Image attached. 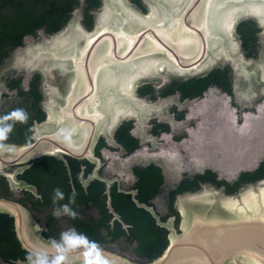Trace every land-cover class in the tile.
Returning a JSON list of instances; mask_svg holds the SVG:
<instances>
[{"label": "water", "instance_id": "95a60500", "mask_svg": "<svg viewBox=\"0 0 264 264\" xmlns=\"http://www.w3.org/2000/svg\"><path fill=\"white\" fill-rule=\"evenodd\" d=\"M79 2L64 26L28 36L0 67V73L9 68L39 72L47 112L33 143L1 146L0 158L92 152L100 134H112L133 107L146 103L137 95L142 81L198 76L228 64L235 100L241 107L256 105V111L244 113L241 124L229 122V130L244 131L249 144L241 157L237 154L223 165L238 175L260 166L264 0H144L146 12L130 0H102L92 27L84 22L86 0ZM247 19L260 28L258 57L246 55L238 32ZM206 164L218 170L222 163ZM177 208L180 230L171 221L163 223L169 229L168 245L148 264H264V177L234 193L206 184L178 196ZM0 210L16 215L21 224L35 225L25 209L20 216L18 203L0 198ZM20 237L26 246L35 243ZM45 243L44 253L49 256L53 249L51 259L64 264H139L98 248L62 249Z\"/></svg>", "mask_w": 264, "mask_h": 264}, {"label": "flooded vegetation", "instance_id": "af4514ba", "mask_svg": "<svg viewBox=\"0 0 264 264\" xmlns=\"http://www.w3.org/2000/svg\"><path fill=\"white\" fill-rule=\"evenodd\" d=\"M19 1L29 0H0V17L27 16L5 11L6 2L15 9ZM130 1L148 10L144 0ZM101 2L87 9L86 0L88 27ZM79 4L78 0L69 19ZM40 31L52 33L39 28L23 34L19 43L0 34V49L10 52L0 67L28 36L39 37ZM25 74L0 77V147L33 143L37 126L47 119L41 74L35 72L29 79ZM137 95L146 103L133 107L112 134H100L92 152L0 158V198L18 203L23 209L20 216L25 209L35 221L30 227L0 210V264H64L51 259L53 249L49 256L44 253L45 242L62 249L98 248L148 264L168 245L156 255L162 245L155 240L160 230H166L169 242L163 223L171 221L180 230L178 196L209 183L234 193L250 182L240 180L246 171L228 181L205 164L227 160L228 143H237L240 135L229 130V122L241 124L244 113L256 111V105L241 107L235 100L230 65L198 76L144 80ZM242 153L245 149L237 154ZM57 189L62 198L56 196ZM20 235L35 243L26 246ZM66 236L86 243H70Z\"/></svg>", "mask_w": 264, "mask_h": 264}, {"label": "trees", "instance_id": "16d2710c", "mask_svg": "<svg viewBox=\"0 0 264 264\" xmlns=\"http://www.w3.org/2000/svg\"><path fill=\"white\" fill-rule=\"evenodd\" d=\"M98 2L99 0H87V9L95 7ZM77 4L78 0H34V2L29 0L27 2H17L15 5L16 8L13 9L12 4L6 2L5 6L7 8L9 7V9L6 8L5 11L12 13L18 12L20 14L26 13L28 15H20L19 17H0V34H3L2 38H7L9 36L13 43H19L23 34L35 33L39 28H43L47 32L56 31L67 22L72 9ZM85 22L88 25L91 24V15L88 10L85 14ZM259 31L260 28L254 19L244 20L238 25V32L242 38L243 48L247 56L258 57L259 55ZM14 39L18 41H14ZM9 53L7 49H0V61L7 57ZM263 177L264 160L257 169L243 172L240 180L255 181ZM155 240L162 243L158 253H155L159 255L168 244L166 230H160Z\"/></svg>", "mask_w": 264, "mask_h": 264}, {"label": "rangeland", "instance_id": "374dc122", "mask_svg": "<svg viewBox=\"0 0 264 264\" xmlns=\"http://www.w3.org/2000/svg\"><path fill=\"white\" fill-rule=\"evenodd\" d=\"M259 39H260V36H259ZM260 43V42H259ZM260 47V46H259ZM18 71H25V77H26V79H29L32 75H33V73L32 74H29L28 72H27V70H24V69H15V68H9L7 71H3V72H1L0 73V77L2 76V75H14V74H16ZM230 124L231 123H229V127H230ZM233 124V123H232ZM233 126H234V124H233ZM226 130H227V128H226ZM235 132H239V129L236 131V130H234ZM241 131V130H240ZM245 137H246V134H245V132L244 131H241V133H240V135H239V137H237V143L235 142H229L228 143V145H227V147H226V151L228 152L227 153V156H228V158H227V160L226 161H223V162H217L216 163V165L217 164H219V163H222L220 166H217V168H218V171H219V176H220V178H224V179H226V180H228V181H232V180H234V179H236V178H238V174H234L233 172H228L226 169H225V167H224V163H226V162H229L230 160H234V158L236 157V155H237V153H238V151H240V153L241 152H243V150H244V148H246V146L249 144H247L246 143V141H245ZM262 144H263V142L262 141H260V146H262ZM256 145H257V143H256ZM260 152V151H259ZM258 152V153H259ZM241 157V156H240ZM254 158H256V156L254 155ZM206 164V163H205ZM207 167V166H206Z\"/></svg>", "mask_w": 264, "mask_h": 264}, {"label": "snow or ice", "instance_id": "6c2138e0", "mask_svg": "<svg viewBox=\"0 0 264 264\" xmlns=\"http://www.w3.org/2000/svg\"><path fill=\"white\" fill-rule=\"evenodd\" d=\"M19 115V114H17ZM65 239L69 240L70 243H86L82 238L79 237H72V236H66Z\"/></svg>", "mask_w": 264, "mask_h": 264}, {"label": "clouds", "instance_id": "9594fccd", "mask_svg": "<svg viewBox=\"0 0 264 264\" xmlns=\"http://www.w3.org/2000/svg\"><path fill=\"white\" fill-rule=\"evenodd\" d=\"M55 192H56V196L57 197L62 198V193L59 191V189L55 190ZM63 207H64V209H65L66 212L69 211V209H68V207L66 205L63 206ZM72 215H75V214L72 213Z\"/></svg>", "mask_w": 264, "mask_h": 264}]
</instances>
